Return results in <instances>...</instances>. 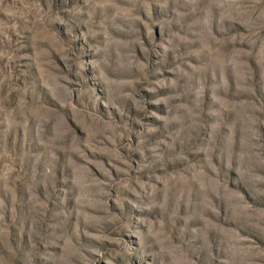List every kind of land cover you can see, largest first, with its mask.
<instances>
[{
    "label": "rangeland",
    "instance_id": "obj_1",
    "mask_svg": "<svg viewBox=\"0 0 264 264\" xmlns=\"http://www.w3.org/2000/svg\"><path fill=\"white\" fill-rule=\"evenodd\" d=\"M0 264H264V0H0Z\"/></svg>",
    "mask_w": 264,
    "mask_h": 264
}]
</instances>
